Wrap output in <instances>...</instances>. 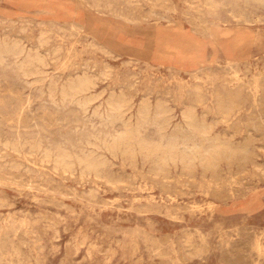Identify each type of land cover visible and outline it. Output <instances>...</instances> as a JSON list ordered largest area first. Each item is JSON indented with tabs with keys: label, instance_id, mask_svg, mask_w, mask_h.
I'll list each match as a JSON object with an SVG mask.
<instances>
[{
	"label": "rangeland",
	"instance_id": "1",
	"mask_svg": "<svg viewBox=\"0 0 264 264\" xmlns=\"http://www.w3.org/2000/svg\"><path fill=\"white\" fill-rule=\"evenodd\" d=\"M82 1L0 0V41L16 39L20 44L24 43L23 46L27 50L31 47V52L38 45V49L32 53L40 51L42 55L44 53L43 56L47 60L45 68L43 67L46 73L43 75L44 84L49 82L50 76L54 74L55 78L52 79H61L60 82H66L69 80L68 75L76 78L84 74L90 76L93 72L94 76L91 75V77H94L93 80L97 85L94 86L92 93L100 96L99 102L97 100L95 105L106 100L110 90H113L112 92H122L128 97L130 95L135 107L134 112L140 103L146 100H149L152 105L159 102L163 104L162 106H166L165 108H170V112L175 116L173 122L178 123L181 121L183 111L193 107L197 117L205 119L213 128V136L220 138L223 136L222 139L233 137L236 142L243 141L244 136V140L248 137L245 128L250 118H254L253 113L258 110L257 96H261L264 90L262 85L264 84L262 83L264 82V4L258 0H134V2L130 0L131 3L129 0H114L113 3L110 0H106L108 3L104 0ZM232 2L237 5L234 6ZM204 4L209 9L202 6ZM233 8L235 11H232ZM41 11L43 13L40 14ZM59 27L63 30L58 29ZM41 30H45V33ZM39 33L44 34L40 36ZM43 35L45 36L42 38ZM47 37L50 39L49 42L46 41ZM21 39H25V42ZM78 39L84 42L83 45H80L82 43ZM53 49H59L62 53L59 51L58 56L53 55L52 58L50 53H54ZM233 64H237L236 67ZM83 65L87 67L84 68ZM104 68H107V71ZM81 69L84 71H80ZM100 69L104 70L102 72L105 75L111 71V75L104 76ZM74 71L77 74L79 72L76 77ZM31 78H29L30 82L37 77ZM29 85L33 87L22 83L17 78L0 75V146L2 145L0 147V151L2 150L0 152V159L2 158V161L0 160V264H264V140L261 136L255 137L256 155L254 154L253 160L250 161L253 162L252 165L250 162L247 163L249 165H244L237 158L235 162H231L233 164L222 163L217 174L205 172L199 166H196L197 169L194 168L196 171L185 168L183 170L180 163H177L178 166L171 163L169 167L167 166L169 171L159 173L152 168L153 165L148 159L142 158L143 155L140 157L137 154L135 159L136 157H129L118 152L115 153L117 157L112 156L114 153L103 150L98 152L100 154L102 152V157L105 156L103 159L107 161L108 166L107 164L105 166L108 169L104 167L102 175L85 173L77 165H74L77 168H74V172L72 169L71 172L63 166L61 168L58 164L54 165L53 158L47 160L48 157L43 150L40 152L33 147L32 151L30 142L36 143L42 136L47 138L43 139L44 142L47 141L44 144L46 148L50 149L47 151H52L51 149L54 148L52 152H56L57 145L62 149L65 145L67 151L74 149L73 152L79 153L88 147L86 141L91 140L88 136L94 131L88 124L89 118H81L76 124L75 107L57 108L46 94L43 97L40 96L37 89L40 84L34 85L32 82ZM216 97H218L217 100ZM231 99L239 102L240 107L236 108L234 116L224 118L219 108L222 106L221 103L226 105L225 103L228 104ZM240 104H243V107ZM51 109L54 113L50 112ZM18 110L21 112L23 110V114L21 112L19 114ZM246 113L248 114L245 115ZM25 114L30 115V120ZM52 116L59 117L54 119ZM239 116L244 118L240 119ZM11 117L14 118L11 120ZM238 120H241V123ZM93 122L97 123V120L94 119ZM98 124L96 125L98 128L102 126ZM99 129L108 130L104 126ZM236 129L240 133H237ZM83 130H86L84 132L89 135L83 133ZM148 132L150 138L156 139V134L152 130ZM235 133L237 136L234 135ZM10 134L16 135L14 139L17 142ZM59 135L65 142H61ZM7 140L9 144L11 142L16 143L17 147L19 145L17 149L24 150L21 153L19 150L17 152L14 147L12 149L11 146H14L12 144L10 148L9 146L5 148L8 145ZM74 142H76L75 145ZM34 152L37 153L34 154ZM31 154L34 157H31ZM15 156L18 159H15ZM128 157L129 160H127ZM9 162L12 165H9ZM48 162L51 164L46 165L45 163ZM4 163L7 164L4 165ZM261 165L260 170H257V167L259 169ZM80 170L88 175L85 176L79 172ZM106 177L107 179L115 178L107 181ZM246 186L248 189H245ZM233 188H237L235 190L238 191L236 192ZM215 190H217L216 193H213ZM212 193L215 195L213 196Z\"/></svg>",
	"mask_w": 264,
	"mask_h": 264
},
{
	"label": "bare ground",
	"instance_id": "2",
	"mask_svg": "<svg viewBox=\"0 0 264 264\" xmlns=\"http://www.w3.org/2000/svg\"><path fill=\"white\" fill-rule=\"evenodd\" d=\"M76 1V0H75ZM82 1V0H81ZM95 1V0H94ZM93 1V3H94ZM103 1V0H102ZM106 2V0H104ZM112 3L114 2V0H110ZM109 1V2H110ZM171 1V0H170ZM205 1V0H204ZM234 1V0H233ZM239 1V0H238ZM246 1V0H245ZM253 1V0H252ZM255 1V0H254ZM261 4H264V0H258ZM83 2V1H82ZM85 2V1H84ZM87 2V1H86ZM90 2V0H89ZM125 2V1H124ZM129 2L131 3V1L129 0ZM134 2V0H133ZM187 2V1H186ZM203 2V1H202ZM207 2V1H206ZM205 2V3H206ZM23 3V2H22ZM25 3V2H24ZM76 3V2H75ZM81 3V2H80ZM92 3V4H93ZM99 3V1H98ZM108 3V2H106ZM105 3V4H106ZM195 3V2H194ZM213 3V2H212ZM217 3V2H216ZM234 4V2H232ZM253 3V2H252ZM255 3V2H254ZM253 3V4H254ZM259 3V4H260ZM100 4V3H99ZM122 4V3H121ZM236 4V3H235ZM234 4V6H235ZM257 4V5H259ZM76 5V4H75ZM94 5V4H93ZM109 5V4H108ZM196 5V4H195ZM201 5V4H199ZM211 5V4H210ZM216 5V4H215ZM215 5L213 7H215ZM237 5V4H236ZM22 6V5H21ZM50 6V5H49ZM58 6V5H57ZM96 6V5H95ZM97 6L99 7V5L97 4ZM105 6V5H103ZM156 6V5H155ZM190 6V5H189ZM202 6H206L205 4L202 5ZM248 6V5H247ZM64 7V6H63ZM97 7V8H98ZM107 7V5H106ZM105 7V8H106ZM114 7V6H113ZM113 7H111V9H113ZM208 7V6H206ZM219 7V6H218ZM216 7V8H218ZM233 7V6H232ZM42 8V7H41ZM83 8V7H82ZM94 8V7H93ZM145 8V7H144ZM44 9V8H43ZM81 9V8H79ZM88 9V8H87ZM90 9V8H89ZM99 9V8H98ZM102 9V8H101ZM110 9V10H111ZM209 9V7H208ZM207 9V10H208ZM212 9V7L210 8V10ZM236 9V8H235ZM47 10V9H46ZM50 10V9H49ZM93 10V9H92ZM91 10V11H92ZM97 10V9H96ZM116 10V9H115ZM118 10V9H117ZM123 10V8H122ZM186 10V9H185ZM198 10V9H197ZM36 11V10H35ZM34 11V12H35ZM83 11V10H82ZM99 11V10H97ZM101 11V10H100ZM104 11V10H103ZM107 11V9H106ZM201 11V10H200ZM203 11V10H202ZM215 11V10H213ZM232 11H235L234 8ZM63 12V11H62ZM89 12V11H88ZM115 12V11H114ZM173 12V11H172ZM175 12V11H174ZM208 12V11H207ZM37 13V12H36ZM40 14L43 13L42 11L39 12ZM68 13V12H66ZM95 13V12H94ZM216 13V12H215ZM29 14H32V13H29ZM90 14V13H89ZM104 14V13H103ZM111 14V13H110ZM123 14V12H122ZM139 14V13H138ZM147 14V12H146ZM35 15V14H34ZM66 15V14H64ZM105 15V14H104ZM142 15V14H141ZM154 15V14H153ZM213 15V14H212ZM228 15V14H227ZM236 14H234L235 16ZM106 16V15H105ZM112 16V15H111ZM110 16V17H111ZM116 16V15H115ZM114 16V17H115ZM118 16V15H117ZM157 16V14H156ZM164 16V15H163ZM162 16V17H163ZM218 16V15H217ZM241 16V15H240ZM64 17V16H63ZM67 17L68 14H67ZM159 17V16H157ZM161 17V16H160ZM232 17V16H231ZM35 18V17H34ZM60 18H61V15H60ZM65 18V17H64ZM121 18V17H120ZM236 18V17H234ZM62 19V18H61ZM73 19V18H72ZM114 19V18H113ZM125 19V18H124ZM42 19H40L41 21ZM55 20V19H54ZM78 20V19H77ZM143 20V19H142ZM160 20V19H159ZM165 20V19H164ZM186 20V19H185ZM221 20V19H220ZM236 20V19H234ZM242 20V19H240ZM128 21V20H127ZM126 21V22H127ZM144 21V20H143ZM147 21V19H146ZM171 21V20H170ZM197 21V20H196ZM29 22V21H28ZM51 22V21H50ZM67 22H71V21H68ZM125 22V21H124ZM129 22V21H128ZM132 22V21H131ZM135 22V20H134ZM168 22V21H167ZM183 22V21H182ZM187 22V21H186ZM185 22V23H186ZM237 22V21H236ZM244 22V20H243ZM25 23V22H24ZM43 23V22H42ZM41 23V25H42ZM55 23V22H54ZM64 23V22H63ZM82 23V22H80ZM79 23V24H80ZM170 23V22H169ZM189 23V22H188ZM198 23V22H197ZM225 23V22H224ZM32 24V23H31ZM44 24V23H43ZM53 24V23H51ZM59 24V22H58ZM65 24V23H64ZM75 24V23H74ZM133 24V23H132ZM246 24V23H245ZM262 24V23H261ZM21 25V24H20ZM33 25V24H32ZM45 25V24H44ZM43 25V27H45ZM76 25V24H75ZM82 26V24H80ZM88 25V24H87ZM131 25V24H129ZM38 26V25H37ZM40 26V25H39ZM59 26H62V25H59ZM64 26V25H63ZM74 26V25H73ZM52 27V26H50ZM56 27V26H55ZM58 27V26H57ZM68 27V25L66 26ZM75 27V26H74ZM79 27V25H78ZM90 27V26H89ZM41 28V26H40ZM54 28V26H53ZM61 27H59L58 29H60ZM81 28V27H80ZM79 28V29H80ZM44 29V28H43ZM57 29V28H56ZM62 29V28H61ZM78 29V28H77ZM76 29V30H77ZM91 29V28H90ZM196 29V28H195ZM50 30V29H49ZM63 30V29H62ZM64 30H66L64 28ZM70 30V29H69ZM88 30V29H87ZM241 30V29H240ZM240 30H237V31H240ZM40 31V30H39ZM45 31V30H44ZM41 30V32H44ZM55 31V30H54ZM60 31V30H59ZM67 31V30H66ZM65 33H68L66 32ZM75 31V30H74ZM56 32V31H55ZM73 32V31H72ZM81 32V31H80ZM243 32V31H242ZM45 33V32H44ZM42 33V34H44ZM48 33V32H47ZM63 33V32H62ZM75 33V32H74ZM78 33V32H77ZM87 33V32H86ZM92 33V32H91ZM197 33V32H196ZM5 34V33H4ZM41 33H39V35L41 36L42 35ZM50 34V32H49ZM80 34V33H79ZM185 34V33H184ZM199 34V33H198ZM212 34V33H211ZM18 35V34H17ZM60 35V34H59ZM66 35V34H65ZM72 35V34H71ZM75 35V34H74ZM74 35L72 37H74ZM78 35V34H77ZM85 35V33H84ZM193 35V34H192ZM195 35V34H194ZM197 35V34H196ZM5 36V35H4ZM10 36V35H9ZM8 36V37H9ZM45 35L42 36V38L44 37ZM54 36V35H53ZM56 36V35H55ZM64 36V34H63ZM62 36V37H63ZM69 36V35H68ZM87 36V34H86ZM91 37V35H88ZM249 36V35H248ZM248 36H245V37H248ZM7 37V36H6ZM13 37V36H12ZM57 37V36H56ZM61 37V36H60ZM80 37V35H79ZM84 37V36H83ZM89 37V38H90ZM100 37V36H99ZM1 38V37H0ZM20 38H23V37H20ZM65 38V36H64ZM71 38V37H70ZM92 38V37H91ZM40 39V38H38ZM46 39V37H45ZM44 39V40H45ZM53 39V38H52ZM80 39V38H79ZM78 39L79 42H81L80 40ZM83 39V38H82ZM88 39V38H87ZM198 39V38H197ZM247 39V38H246ZM10 40V39H9ZM22 40V39H21ZM37 40V39H36ZM50 41V39H48L47 37V40L46 41ZM55 40V39H54ZM64 40V39H62ZM68 40V39H67ZM66 40V41H67ZM71 40V39H70ZM73 40V39H72ZM86 40V39H85ZM93 40V39H92ZM91 40V41H92ZM20 41V40H19ZM25 42V39L22 40V42ZM39 41V40H38ZM43 42V40H41ZM48 41V42H49ZM74 41V40H73ZM87 41V40H86ZM90 41V42H91ZM47 42V43H48ZM78 42V43H79ZM97 42V41H96ZM41 43V42H40ZM44 43V42H43ZM68 43V42H67ZM76 43V42H75ZM82 43V42H81ZM84 43V42H83ZM80 44V45H83ZM171 43V42H170ZM175 43V42H174ZM174 43H171V44H174ZM233 43V42H232ZM39 44V43H37ZM87 44V43H86ZM100 44V42H99ZM24 45V43H23ZM22 45V43L20 44V42L16 41V39H12L10 41H7L6 40H1L0 41V75H4L6 77H14V78H17L18 80H21L22 83H25L26 85L28 84V86H31L29 85L30 83L33 82L34 85L36 84H40L37 89L39 90V93H40V96L44 94H46V96L50 99L51 103H53L57 108H64V109H67V108H70L71 106L75 107V122L76 124H78L80 122V119H84L86 117L89 118V122L88 124H90L91 128H93L94 131L96 132H89V130H87L89 133H91V135H89L87 132L85 133L84 131L86 130H83V133L85 134H88L89 136V139L91 138V140H88L86 141V144L88 147H86V149H82L79 153L77 152H73L75 151L74 149L72 151H69L70 149H68V151L65 149V145H64V148L62 149L61 146H58L57 145V150L56 152H52L54 148H52L51 150L52 151H47L50 150L49 147L46 148L47 146H45L44 144L47 142H44L43 139H47V138H43L42 136L40 138H38L37 142L33 143L30 142V146H31V150L33 151V147L35 149V147L40 150H43L45 152V156L48 157L47 160H49V158H53L54 161H52L55 164H58V166L60 165L61 168H67L69 169V171L72 172V169H73V172H74V168L76 169L77 167H75L74 165H77L79 166L85 173H93L95 174L96 176L97 175H100L103 171H104V167L108 169V167H106L105 165L107 164V161H105L102 157V152L100 154V152H98L99 150H103V151H108L109 153H114L112 156L115 155V153L117 154L118 152L122 153L123 155H126V156H129V157H136L137 154H139V156L141 157V155H143L142 158H146L149 160V162L152 163L154 170L156 172H167L169 170H167V166L170 165L171 163H175L177 165V163H180L183 167V170L185 169H188V170H195L194 168L197 166L201 167L203 169V171L205 172H211L213 174H217V171L219 170V167L221 166L222 163H227V164H230L231 162H233L235 159L239 158L240 160L239 161H242L245 164L249 163L250 161L253 160V155L256 153L254 152L255 151V147H254V144H255V140H256V136H261V138L264 140V90H263V94L261 96H257V99H256V102L258 103V110L256 112H254V110H252V112H254V118H250L248 124H247V133H248V137L245 138L244 140V137H243V141H240V142H236L234 140L233 137H230V138H225V139H222V137L220 138L219 136H213V128L206 122L205 119H200L199 116L197 117L195 111H193V107L192 109H187L185 111H183L182 113V117H181V121L178 122V123H174L173 120L175 118V116L170 112V108L167 109L165 108L164 106H162L161 104H156V105H152L151 102L148 100L144 101L142 104L140 103V106L137 108V110L134 112L135 110V107H134V103L129 95L126 96L124 93H118L116 90H119V89H114L116 92H112L113 90H110L109 92V97L105 99V96L106 94L105 93H102V94H105L102 95V97L104 96V101L103 102H100L99 105H95V102H97V100L100 98V96H96L92 93V90L94 89V86L97 85L95 84L94 82V77L92 78L91 75H93V72L92 74L89 76L88 74H84L82 72V75L83 76H77L79 74H77L76 71H74L76 73L75 77L76 78H72V76L68 75L67 78H69V80H67L66 82H60L59 80L61 79H52L54 76H50L51 77V80L46 84H44L45 82V77L43 76L44 74V71H43V67L46 66V59L43 55L40 53V51H36L35 53H32L34 50L38 49V45H36V49H34L32 52H31V47L30 49L27 50L26 47H24ZM26 45V44H25ZM61 45V43H60ZM64 45V44H63ZM67 44H65L66 46ZM79 45V44H78ZM158 45V44H156ZM177 45V44H176ZM216 45V44H215ZM47 46V45H45ZM58 46V44H57ZM64 46V47H65ZM73 46H76V45H73ZM92 46V45H91ZM94 46V44H93ZM104 46V45H103ZM34 47V46H32ZM40 47V45H39ZM69 47V46H68ZM77 47V46H76ZM90 47V46H89ZM241 47V46H240ZM248 47V46H247ZM29 48V47H28ZM58 48V47H56ZM83 48V47H82ZM84 48H87V47H84ZM94 48V47H92ZM220 48V47H219ZM223 48V47H222ZM237 48V47H236ZM33 49V48H32ZM60 49V48H59ZM59 49H53L52 52L54 53H50V56H52L53 58V55H56L58 56L59 54ZM66 49V48H65ZM81 49V48H80ZM88 49V48H87ZM227 49V48H226ZM40 50V48H39ZM67 50V49H66ZM79 50V48L77 49ZM83 50V49H81ZM96 50V49H95ZM117 50V49H116ZM42 51V49H41ZM64 51V50H62ZM71 51V50H70ZM102 51V50H101ZM196 51V50H195ZM202 51V50H201ZM225 51V50H223ZM61 52V51H60ZM113 52V51H111ZM62 53V52H61ZM65 53V52H64ZM70 53V52H69ZM76 53V51H75ZM79 53V52H78ZM102 53V52H101ZM107 53V51H106ZM105 53V54H106ZM109 53V52H108ZM114 53V52H113ZM228 53V52H227ZM49 54V52H48ZM154 54V52L152 53ZM75 55V54H74ZM77 55V54H76ZM68 56V55H67ZM169 56V54H168ZM47 57V55H46ZM179 57V56H178ZM240 57V56H239ZM242 57V56H241ZM240 57V58H241ZM48 58V57H47ZM230 58V56H229ZM234 58V57H233ZM68 59V57H67ZM52 60V59H50ZM236 60V59H235ZM58 61V59H57ZM62 61V60H61ZM64 61V60H63ZM169 61V60H168ZM167 61V62H168ZM52 62V61H51ZM65 62V61H64ZM89 62V61H87ZM57 63V62H56ZM55 63V64H56ZM94 63V62H93ZM92 63V64H93ZM63 64V63H62ZM61 64V65H62ZM86 64V62H85ZM90 64V63H89ZM87 64V65H89ZM96 64V63H95ZM94 64V65H95ZM60 65V66H61ZM82 65V64H81ZM87 65L84 67V65L82 67L86 68ZM105 65V64H104ZM103 65V66H104ZM234 65V64H233ZM237 65V64H236ZM236 65H234V67H236ZM49 66V65H48ZM77 66V65H76ZM75 66V67H76ZM93 66V65H92ZM107 66V65H105ZM104 66V67H105ZM232 66V65H231ZM230 66V67H231ZM96 67V66H95ZM108 67V66H107ZM133 67V66H132ZM142 67V66H141ZM208 67V66H207ZM233 67V66H232ZM231 67V68H232ZM45 68V67H44ZM47 68V67H46ZM81 68V67H80ZM83 68V69H84ZM93 68V67H92ZM152 68V67H151ZM250 68V67H249ZM83 69H81L80 71H82ZM95 69V68H94ZM93 69V70H94ZM97 69V67H96ZM99 69V68H98ZM103 69V68H102ZM105 69V68H104ZM107 69V68H106ZM105 69V71H107ZM237 69V68H236ZM55 70V69H53ZM90 70V68H89ZM101 70V69H100ZM52 71V70H51ZM57 71V70H56ZM84 71V70H83ZM86 71V70H85ZM96 71V70H95ZM104 70H101V73L104 74V72H102ZM246 71V70H245ZM249 71V70H248ZM46 72V70H45ZM53 72V71H52ZM90 72V71H89ZM88 72V73H89ZM98 73V72H97ZM96 73V74H97ZM154 73V72H153ZM168 73V72H167ZM248 73V72H247ZM109 75H111V71L110 73H108ZM106 73V75H108ZM49 75V73L47 74ZM58 76H60V74L57 73ZM56 75V76H57ZM64 75V74H63ZM99 75L103 76L102 74L99 73ZM104 74V76H106ZM172 75V74H171ZM72 79H70V77ZM94 76V75H93ZM31 77H37L36 79L32 80V82H30L29 78ZM96 77H99V76H96ZM109 77V76H108ZM107 77V78H108ZM257 77V76H256ZM55 78V77H54ZM115 78V77H114ZM33 79V78H31ZM101 79V77H100ZM97 80V78H96ZM107 81V80H106ZM105 81V82H106ZM252 81V80H251ZM264 81V79H263ZM97 82V81H96ZM102 82V81H101ZM137 82V81H136ZM217 82V81H216ZM225 82V81H224ZM227 82V81H226ZM261 82V81H260ZM157 83V82H156ZM164 83V82H163ZM264 83V82H262ZM217 84V83H216ZM264 85V84H262ZM4 86V85H3ZM99 86V85H98ZM239 86V85H238ZM259 86V85H258ZM260 86H261V83H260ZM33 87V86H31ZM97 87V86H96ZM1 88V87H0ZM106 88V87H105ZM132 88V87H131ZM239 88V87H238ZM247 88V87H246ZM260 88V87H259ZM263 88V86H262ZM260 88V89H262ZM97 89V88H95ZM111 89V88H110ZM121 89V88H120ZM226 89V88H225ZM235 89V88H234ZM259 89V91H260ZM3 90V89H2ZM30 90V89H29ZM28 90V91H29ZM106 90V89H104ZM123 90V89H122ZM142 90V89H141ZM146 90V89H145ZM196 90V89H195ZM232 90V89H231ZM230 90V91H231ZM240 90V89H239ZM1 91V90H0ZM98 91V90H97ZM201 91V90H200ZM221 92H223L222 90H220ZM245 91V90H244ZM249 91V90H248ZM112 92V93H111ZM125 92V91H123ZM149 92V91H148ZM180 92V91H179ZM218 92V91H217ZM225 92V91H224ZM243 92V90H242ZM21 93V92H20ZM203 94V92H200ZM219 93V92H218ZM236 93V92H234ZM262 93V92H261ZM17 94V93H16ZM15 94V95H16ZM98 94V93H97ZM29 95V94H28ZM157 95V94H156ZM179 95V94H178ZM201 95V94H200ZM220 95V94H219ZM230 95V94H229ZM204 96V95H202ZM217 96V95H216ZM234 96V95H233ZM236 96V95H235ZM148 97V96H147ZM224 97V96H223ZM229 97V96H228ZM237 97V96H236ZM182 98V97H181ZM187 98V97H186ZM200 98V97H199ZM225 98V97H224ZM235 98V97H234ZM183 99V98H182ZM190 99V98H189ZM204 99V97H203ZM216 100L218 99V97L215 98ZM222 99V98H221ZM237 99V98H236ZM101 100V99H100ZM158 100V99H157ZM169 100V99H168ZM253 100V99H252ZM41 101V100H40ZM48 101V100H47ZM225 101V100H224ZM2 102V101H1ZM43 102V101H42ZM99 102V100H98ZM168 102V101H167ZM187 102V101H186ZM204 102V100H203ZM217 102V101H216ZM219 102V101H218ZM227 102V101H226ZM255 102V103H256ZM14 103V102H13ZM26 103V102H25ZM47 103V102H45ZM50 103V104H51ZM189 103V102H188ZM202 103V101H201ZM200 103V104H201ZM241 103V101H240ZM256 103V104H257ZM2 104V103H1ZM21 104V103H20ZM166 104V102H165ZM183 104V103H182ZM220 104V103H219ZM226 105H223L221 103V107L219 108V112L221 114L224 115V118L225 116L227 117H230V116H234V113L236 108L239 106V102H237L235 99H231L228 104L225 103ZM255 104V105H256ZM184 105V104H183ZM207 105V104H206ZM241 105V104H240ZM243 105V104H242ZM241 105V106H242ZM38 106V105H37ZM189 106V105H188ZM187 106V107H188ZM252 106V105H251ZM25 107V105H24ZM50 107V106H49ZM67 107V108H66ZM180 107V106H179ZM216 107V105H215ZM215 107H214V110H215ZM240 107V106H239ZM243 107V106H242ZM254 107V106H253ZM134 108V110H133ZM185 108V106H184ZM191 108V107H190ZM24 109V108H23ZM30 109H33V108H30ZM206 109V108H205ZM210 109V108H209ZM238 109V108H237ZM241 109V108H240ZM71 110V109H70ZM172 110V108H171ZM183 110V109H182ZM211 110V109H210ZM26 112L28 110H25ZM24 111V112H25ZM73 111V110H72ZM180 111V110H179ZM203 111V110H202ZM237 111V110H236ZM2 112V110H1ZM17 112V111H16ZM20 110H18V113L20 114ZM23 112V110H22ZM21 112V113H22ZM32 112H34L32 110ZM52 112V109L51 111ZM49 112V113H50ZM56 112V111H55ZM70 112V111H69ZM209 112V110H208ZM249 112V111H248ZM251 112V110H250ZM54 113V112H52ZM68 113V112H67ZM234 113V114H233ZM23 114V113H22ZM42 114V113H41ZM238 114V113H237ZM244 114V113H243ZM242 114V115H243ZM248 113H246L245 115H247ZM16 115V114H15ZM43 115V114H42ZM52 115V114H51ZM59 115V114H58ZM90 115V117H89ZM207 115V114H206ZM219 115V114H218ZM250 115V114H249ZM252 115V114H251ZM250 115V116H251ZM26 116V114H25ZM24 116V117H25ZM28 116V114H27ZM26 116V118H27ZM30 116V115H29ZM28 116V118H29ZM37 116V115H36ZM40 116V115H39ZM38 116V117H39ZM244 116V115H243ZM243 116H239L240 119H242L241 117ZM6 118V116H4ZM20 117V116H19ZM35 117V116H34ZM53 117V116H52ZM59 117V116H58ZM58 117H53L54 119L58 118ZM215 117V116H214ZM222 117V116H221ZM238 117V118H239ZM245 117V116H244ZM243 117V118H244ZM248 117V116H247ZM1 118V117H0ZM9 118V117H8ZM14 118V117H13ZM11 117V120L13 119ZM31 118V117H30ZM29 118V120H30ZM53 118H51V121L53 120ZM66 118V117H65ZM206 118V117H205ZM219 118V117H218ZM10 119V118H9ZM20 119V118H19ZM33 119V118H32ZM40 119V118H39ZM42 119V118H41ZM94 119L97 120V123L98 126L99 125H102L104 126V128L107 127V131H104L99 129L100 127L102 126H99V128L96 126L97 123L93 122ZM231 119V118H230ZM252 119V120H251ZM29 120L27 119V121L29 122ZM87 120V119H86ZM6 121V120H5ZM15 121V119H14ZM21 121V120H20ZM23 121V120H22ZM49 121V122H51ZM88 121V120H87ZM227 121V120H225ZM224 121V122H225ZM239 122L241 120H238ZM16 122V121H15ZM235 122V121H234ZM247 122V120H246ZM22 123V122H20ZM52 123H54V121H52ZM51 123V124H52ZM86 122H84L85 124ZM229 123V122H228ZM241 123V122H240ZM7 124V123H6ZM57 124V123H56ZM74 124V123H73ZM84 124L82 125L84 127ZM212 124V122L210 123ZM213 124H215L213 122ZM218 124V123H217ZM245 124V122H244ZM9 125V124H8ZM18 125V124H17ZM22 125V124H21ZM24 125V124H23ZM236 126V124H233ZM232 125V126H233ZM14 126V125H13ZM25 126V125H24ZM73 126V125H71ZM106 126V127H105ZM240 126V125H239ZM242 126V125H241ZM246 126V124H245ZM23 127V126H21ZM52 127V126H51ZM78 127V126H77ZM219 127V126H218ZM13 128V127H12ZM72 128V127H71ZM76 128V127H75ZM88 128V127H87ZM231 128V127H230ZM243 128V127H242ZM19 129V127H18ZM61 129V128H60ZM239 129V127L237 128ZM236 129V130H237ZM1 130V129H0ZM11 130V129H10ZM15 130V129H14ZM73 130V129H72ZM149 130H152L155 134H156V139H152L149 137L148 135V131ZM227 130V129H226ZM234 130V129H233ZM65 131V130H64ZM78 131V130H76ZM91 131V129H90ZM229 131V130H227ZM232 131V130H231ZM239 130H237L236 132L237 133H240L238 132ZM243 131V130H242ZM241 131V132H242ZM7 132V131H6ZM26 132V131H25ZM24 132V133H25ZM74 132V131H73ZM82 132V130H81ZM80 132V133H81ZM148 132V133H147ZM256 132L254 135L253 133ZM10 133V132H8ZM15 133V132H13ZM28 134V132H26ZM66 133V132H65ZM69 133H71L69 131ZM76 133V132H75ZM232 133V132H231ZM26 135V137H28V135ZM52 134V133H51ZM68 134V133H67ZM72 134V133H71ZM78 134V133H76ZM82 134V133H81ZM84 134V135H85ZM242 134H244V132H242ZM242 134H239L240 136ZM257 134V135H256ZM11 135V134H10ZM13 135V134H12ZM11 135V136H12ZM15 135V134H14ZM13 135V139L14 136ZM20 135V134H19ZM24 135V136H25ZM54 135V134H53ZM64 134H62L63 136ZM73 135V134H72ZM71 135V136H72ZM80 135V134H79ZM221 135V134H220ZM225 135V134H224ZM232 135V134H230ZM234 135L237 136V134L235 133ZM5 136V135H4ZM8 136V135H7ZM18 136V135H17ZM23 136V134H22ZM34 136V135H33ZM45 136V135H44ZM52 136V135H51ZM60 136V135H59ZM62 136H60L59 138H61ZM68 136V135H67ZM77 137V135L75 136ZM74 137V138H75ZM85 137V136H84ZM228 137V136H227ZM235 137V136H234ZM8 138H10V136H8ZM18 138V137H16ZM25 138V137H24ZM50 138V137H48ZM64 138V137H63ZM66 138V137H65ZM64 138V139H65ZM69 138H72V137H69ZM68 138V140H69ZM82 138V137H81ZM86 138V137H85ZM84 138V139H85ZM236 138V137H235ZM259 138V137H258ZM260 138V139H261ZM4 139V138H3ZM12 139V138H11ZM12 139V140H13ZM29 140V138H27ZM77 139V138H76ZM83 139V141H84ZM15 140V139H14ZM24 140V139H23ZM27 140V141H28ZM31 140V139H30ZM29 140V141H30ZM53 140V139H52ZM63 139L61 138V142H65L64 140L62 141ZM80 140V139H79ZM87 140V138L85 139ZM16 141V140H15ZM19 141H22V140H19ZM26 141V138L25 140ZM75 141V139H74ZM78 141V140H77ZM10 142V140H9ZM17 142V141H16ZM23 142V141H22ZM57 144H58V141H56ZM55 142V143H56ZM71 142V141H70ZM69 142V143H70ZM73 142V141H72ZM71 142V143H72ZM262 142V141H261ZM2 143V142H1ZM8 143V140L6 141V144ZM15 143V142H14ZM26 143V142H25ZM29 143V142H28ZM54 143V144H55ZM67 143V142H66ZM68 143V144H69ZM76 142H74V145H75ZM79 143V142H78ZM84 143V142H83ZM4 144V143H2ZM10 144H12L10 142ZM8 143V145H6L5 148H7V146H9L10 148V145ZM22 144V143H21ZM50 144V143H49ZM53 144V145H54ZM85 144V145H86ZM14 146H11L12 149L13 147L15 149L19 148L20 146L18 145L17 147V144H12ZM24 145V144H23ZM22 145V146H23ZM81 146V144H79ZM2 146V145H1ZM0 146V147H1ZM4 146V145H3ZM27 146V145H25ZM49 146V145H48ZM70 146V145H69ZM17 147V148H16ZM51 147V145H50ZM54 147H56V145H54ZM67 147V146H66ZM70 147H73V146H70ZM78 147V146H77ZM85 147V146H84ZM82 147V148H84ZM24 148V147H23ZM75 148V146H74ZM81 148V147H80ZM79 148V149H80ZM262 148V147H261ZM1 149V148H0ZM3 149V148H2ZM11 149V151H12ZM21 149V148H20ZM30 149V148H29ZM56 149V148H55ZM9 151V149H7ZM17 149V152L24 150V149H21L19 150ZM78 150V148L76 149V151ZM2 151V150H1ZM0 151V152H1ZM6 151V150H5ZM10 151V152H11ZM30 151V150H29ZM15 152V151H14ZM16 152V153H17ZM31 152V151H30ZM39 152V151H38ZM107 152V153H108ZM5 153V152H4ZM13 153V152H12ZM20 153H19V156H20ZM33 153V152H32ZM37 153V152H36ZM34 152V154H36ZM106 153V154H107ZM9 154V153H8ZM28 156H29V152H27ZM40 154V153H39ZM38 154V155H39ZM43 154V153H42ZM17 155V154H16ZM26 155V154H25ZM24 155V156H25ZM256 155V154H255ZM254 155V156H255ZM1 156V155H0ZM18 156V157H19ZM33 156V154H31V157ZM37 156V155H36ZM108 156V155H107ZM117 156V155H115ZM9 157V156H8ZM16 157V156H15ZM23 157V156H22ZM21 157V158H22ZM27 157V156H26ZM34 157V156H33ZM44 157V158H46ZM118 157V156H117ZM124 157V156H123ZM122 157V158H123ZM129 157L127 160H129ZM6 158V157H5ZM20 158V157H19ZM37 158V157H36ZM2 159V158H1ZM0 159V160H1ZM4 159V158H3ZM11 159V158H10ZM15 159H18L17 157ZM14 159V160H15ZM39 160H41L40 158H38ZM124 159V158H123ZM137 159V157L135 158ZM21 160V159H20ZM25 160V158H24ZM43 161H46V159H42ZM108 160V159H107ZM116 160V159H115ZM132 160V159H131ZM2 161V160H1ZM9 161V159H8ZM51 161V159H50ZM147 161V160H145ZM256 161V160H255ZM7 162V161H6ZM19 162V161H18ZM22 162V160H21ZM19 162V163H21ZM132 162V161H131ZM136 162V160L134 161ZM235 162V161H234ZM12 163H14V161L12 160ZM17 163V162H15ZM31 163V162H30ZM44 163V162H43ZM50 162L48 163H45L46 165H48ZM148 163V162H147ZM239 163V162H238ZM253 162H250V165H252ZM257 163V162H256ZM255 163V164H256ZM3 164V163H2ZM7 164V163H4V165ZM51 164V163H50ZM123 164V163H122ZM233 164V163H231ZM237 164V162H236ZM242 164V163H241ZM9 165H12L11 162H9ZM22 165V163H21ZM28 165H30L28 163ZM41 165V164H40ZM138 165V164H137ZM174 165V164H173ZM249 165V164H247ZM20 166V164H19ZM57 166V167H58ZM63 166V167H62ZM108 166V164H107ZM132 166V165H131ZM150 166V165H149ZM178 166V165H177ZM230 166V165H229ZM235 166V165H234ZM238 166V165H237ZM236 166V167H237ZM255 166V165H254ZM2 167V166H1ZM6 167V166H4ZM73 167V168H72ZM151 167V166H150ZM169 167V166H168ZM175 167V166H174ZM196 167V169H197ZM241 167V166H240ZM248 167V166H247ZM262 167L259 166V169L257 167V170H260V168ZM10 168V167H8ZM151 168V169H152ZM180 168V166H179ZM185 168V169H184ZM231 168V167H230ZM244 168V167H243ZM254 168V167H253ZM6 169V168H5ZM17 169V168H16ZM15 169V170H16ZM19 169V168H18ZM17 169V170H18ZM52 169V168H51ZM56 169V168H55ZM53 169V170H55ZM71 169V170H70ZM79 169V168H78ZM121 169V168H120ZM144 169V168H143ZM201 169V170H202ZM232 169V168H231ZM7 170V169H6ZM10 170V169H9ZM13 169H11L10 171H12ZM16 170V171H17ZM59 169H57L58 171ZM65 170V169H64ZM82 170H80L79 172L85 174ZM117 170V169H116ZM187 170V171H188ZM241 170V168H240ZM238 170V171H240ZM253 170V169H252ZM256 170V169H255ZM2 171H4L2 169ZM68 171V170H67ZM106 171V169H105ZM178 171V170H177ZM196 171V170H195ZM202 171V172H203ZM5 172H9V171H5ZM151 173L153 171H150ZM165 172V173H166ZM189 172V171H188ZM187 172V173H188ZM194 172V171H193ZM191 172V173H193ZM256 172V171H254ZM262 172V171H261ZM65 173V172H64ZM126 173V172H125ZM157 173V174H159ZM169 173V172H168ZM190 173V174H191ZM195 173V172H194ZM220 173V172H219ZM218 173V174H219ZM241 173H243V171H241ZM253 173V172H252ZM4 174V172H3ZM6 174V173H5ZM12 174V173H11ZM10 174V175H11ZM42 174V173H41ZM60 174V173H59ZM73 174V173H72ZM104 174V173H103ZM107 174V173H106ZM128 174V173H127ZM155 175V172L153 173ZM156 174V175H157ZM189 174V173H188ZM205 175V173H203ZM233 174V173H232ZM264 174V172H263ZM9 175V176H10ZM65 175V174H64ZM81 175V174H80ZM88 174H85V176H87ZM91 175V174H89ZM102 175V174H101ZM110 175V174H109ZM118 175V174H117ZM145 175V174H144ZM148 175V173H147ZM164 176V174H162ZM168 175V174H167ZM195 176V174H193ZM242 175V174H241ZM8 176V174L6 175ZM13 176V175H12ZM73 176V175H72ZM71 176V177H72ZM83 176V175H82ZM84 176V178H85ZM104 176V175H103ZM107 176V175H105ZM122 176V175H121ZM160 176V175H159ZM211 176V175H210ZM214 176V175H213ZM218 176V175H216ZM66 177V176H65ZM90 177V176H89ZM154 177V176H153ZM156 177V176H155ZM184 177V176H183ZM264 177V176H263ZM11 178V177H10ZM14 178V177H13ZM40 178V177H39ZM100 178V176H99ZM115 178V177H113ZM112 177L111 178H108V179H113ZM119 178V176H118ZM170 178V177H169ZM211 178V177H210ZM213 178V177H212ZM218 178V177H216ZM220 178V177H219ZM45 179V178H44ZM67 179V178H66ZM83 179V178H82ZM107 181V177L105 178ZM130 179V178H129ZM181 179H184V178H181ZM186 179V178H185ZM188 179V178H187ZM215 179V177L213 178ZM19 180V179H18ZM69 180V179H68ZM79 180V179H78ZM100 180V179H99ZM103 180V179H102ZM202 180V179H201ZM217 180V179H216ZM82 181V180H81ZM105 181V180H104ZM112 181V180H111ZM129 181V180H128ZM131 181V180H130ZM152 181V180H151ZM170 181V179H169ZM192 181V180H191ZM209 181V180H208ZM230 181V180H229ZM85 182V181H84ZM119 182V181H118ZM168 182V181H167ZM171 182V181H170ZM195 182V181H194ZM201 182V181H200ZM222 182V181H220ZM245 182V181H244ZM109 183V182H108ZM153 183V182H152ZM253 183V182H252ZM27 184V183H26ZM48 184V183H47ZM112 184V183H111ZM114 184V183H113ZM122 184V183H121ZM54 185V184H53ZM93 185V184H92ZM134 185V184H133ZM220 185V184H219ZM22 186V185H21ZM83 186V185H82ZM136 186V185H134ZM143 186V185H142ZM156 186V185H155ZM170 186V185H169ZM200 186V185H199ZM245 186V185H244ZM250 186V185H249ZM25 187V186H24ZM58 187V186H57ZM111 187V185H110ZM128 187V186H127ZM202 187V186H201ZM214 187H215V184H214ZM218 187V186H217ZM247 187V186H246ZM251 187V186H250ZM129 188V187H128ZM200 188V187H199ZM252 188V187H251ZM26 189V188H25ZM68 189V188H67ZM75 189V188H74ZM210 189V188H209ZM217 189V188H216ZM234 189V188H233ZM237 189V188H235ZM234 189V190H235ZM245 189H248L245 188ZM38 190V189H37ZM114 190V189H113ZM164 190V189H163ZM240 190V188H239ZM73 191V190H72ZM99 191V190H98ZM214 191V190H213ZM217 190H215V192L213 193H216ZM236 192L238 190H235ZM234 191V192H235ZM242 191V190H241ZM185 192V191H184ZM223 192V190H222ZM233 192V191H232ZM93 193V192H92ZM212 193V195H213ZM240 193V192H239ZM13 194V193H12ZM52 194V193H51ZM221 195V193H219ZM224 194V192H223ZM230 194V193H229ZM237 194V193H236ZM245 194V193H243ZM215 195V194H214ZM213 195V196H214ZM228 195V194H227ZM97 196V195H96ZM102 196V195H101ZM156 196V195H155ZM191 196V195H190ZM237 196V195H236ZM240 196V195H239ZM86 197V196H85ZM161 197V196H160ZM168 197V196H167ZM221 197V196H220ZM225 197V196H223ZM242 197V196H241ZM245 197V196H244ZM77 198V197H76ZM247 198V197H246ZM250 198V197H249ZM211 199V198H210ZM220 199V198H219ZM230 199V198H228ZM238 199V197H237ZM224 200V199H223ZM226 200V198H225ZM236 200V199H235ZM220 201V200H219ZM95 202V201H94ZM120 202V201H119ZM106 203V202H105ZM117 203V202H116ZM54 204V203H53ZM226 204V203H225ZM97 205V204H96ZM227 205V204H226ZM99 207V206H98ZM121 207V206H120ZM198 207V206H197ZM68 208V207H67ZM150 208V207H149ZM147 209V207H146ZM166 209V208H165ZM214 209V208H213ZM133 211V210H132ZM137 211V210H136ZM194 211V210H193ZM208 212V211H207ZM72 213V212H71ZM57 216V215H56ZM88 216V215H87ZM142 216V215H141ZM146 216V215H145ZM155 221V220H154ZM114 225V224H113ZM155 225V224H154ZM137 228V227H136ZM248 228V227H247ZM121 229V228H120ZM208 233V232H207ZM263 233V232H262ZM254 234V233H253ZM35 235V234H34ZM197 235V234H196ZM262 235V234H261ZM225 236V235H224ZM227 236V235H226ZM144 237V236H143ZM171 237V236H170ZM189 237V236H188ZM137 238V237H136ZM249 238V237H248ZM259 239H262L259 237ZM258 239V241H259ZM264 239V238H263ZM239 240V239H238ZM130 241V240H129ZM237 241V240H236ZM264 241V240H263ZM262 241V243H263ZM123 242V241H122ZM173 242V241H172ZM77 243V242H76ZM134 243V242H133ZM234 243V242H233ZM256 243V242H255ZM128 244V243H127ZM258 245V244H257ZM260 245V244H259ZM78 246V245H77ZM239 246V245H237ZM264 246V245H263ZM134 247V246H133ZM256 247V246H255ZM260 247V246H258ZM126 248V247H125ZM93 249V248H92ZM117 249V248H116ZM146 249V248H145ZM246 249V248H245ZM261 249V248H260ZM126 250V249H125ZM124 250V251H125ZM143 250V249H142ZM181 250V249H180ZM264 250V249H263ZM85 251V250H84ZM122 251V252H124ZM131 251V250H130ZM153 251V250H152ZM169 251V250H168ZM94 252V251H92ZM170 252V251H169ZM242 252V251H241ZM165 253V252H164ZM181 253V252H180ZM187 253V252H186ZM223 253V252H222ZM162 254V253H161ZM112 255V254H111ZM159 255V254H158ZM184 255V254H183ZM188 255V254H187ZM186 255V257H187ZM131 256V255H130ZM196 256V255H195ZM136 257V256H135ZM163 257V256H162ZM229 257V256H228ZM239 258V256H236ZM241 257V256H240ZM231 258V257H230ZM132 259V258H131ZM232 259V258H231ZM234 259V258H233ZM232 259V260H233ZM237 259V258H236ZM228 260V259H227ZM230 260V259H229ZM235 260V259H234ZM188 261V260H187ZM231 261V260H230ZM241 261V260H240ZM251 260H249L250 262ZM164 262V261H163ZM190 262V261H189ZM227 262V261H226ZM243 262V261H242ZM247 262V261H246ZM229 263V261H228ZM231 263V262H230ZM248 263V262H247ZM135 264V263H134ZM169 264V263H168ZM246 264V263H245ZM256 264V263H254Z\"/></svg>",
	"mask_w": 264,
	"mask_h": 264
}]
</instances>
